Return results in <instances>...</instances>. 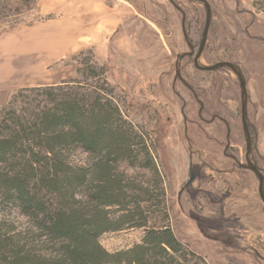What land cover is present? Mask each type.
Segmentation results:
<instances>
[{"label": "rangeland", "instance_id": "rangeland-1", "mask_svg": "<svg viewBox=\"0 0 264 264\" xmlns=\"http://www.w3.org/2000/svg\"><path fill=\"white\" fill-rule=\"evenodd\" d=\"M209 1L214 20L201 64L243 69L253 160L264 172V0ZM174 2L0 0V112L29 89L80 82L87 93L107 86L138 136V160L120 166L127 182L154 193L150 227L172 228L203 264H264V201L259 177L246 168L243 84L230 68L196 66L208 9ZM188 53L180 75V56ZM24 94L31 98L21 96L15 107L45 101L39 92ZM147 150L156 168L148 166ZM146 236L147 228L128 225L100 242L118 254Z\"/></svg>", "mask_w": 264, "mask_h": 264}, {"label": "trees", "instance_id": "trees-1", "mask_svg": "<svg viewBox=\"0 0 264 264\" xmlns=\"http://www.w3.org/2000/svg\"><path fill=\"white\" fill-rule=\"evenodd\" d=\"M79 83L26 90L0 112V264H203L172 228L150 227L154 193L120 166L138 160L135 129L107 86ZM27 92L45 101L15 107ZM128 225L147 228L143 244L108 252L102 235Z\"/></svg>", "mask_w": 264, "mask_h": 264}, {"label": "water", "instance_id": "water-1", "mask_svg": "<svg viewBox=\"0 0 264 264\" xmlns=\"http://www.w3.org/2000/svg\"><path fill=\"white\" fill-rule=\"evenodd\" d=\"M173 3L174 0H172ZM191 1H195V2H200L206 5L207 9H208V19H207V25H206V29H205V34H204V39H203V44L201 47V50L199 51V53L197 54L196 57V66L202 70V71H206V72H216L220 69L223 68H230L232 70H234L240 77V80L243 84V88H244V95H243V122H244V127H245V131L246 134L248 136V154H247V158H248V165H246V168L248 170L253 171L260 179V193H261V197L264 201V172L263 170L254 162L253 160V151H254V138H253V133H252V129H251V125L249 122V105H250V95H249V82L248 79L245 76V73L243 71V69L232 62H221L218 63L214 66H203L201 64V60L206 52L209 40H210V34H211V29H212V24H213V20H214V10L213 7L210 3L209 0H191ZM186 21V20H185ZM185 25V31L186 34L188 36V32H187V28H186V23ZM192 49L194 50V46L191 44ZM195 51V50H194ZM194 54V53H192ZM189 55H181L180 56V60H179V67H178V73L181 75V62L184 58H186Z\"/></svg>", "mask_w": 264, "mask_h": 264}]
</instances>
